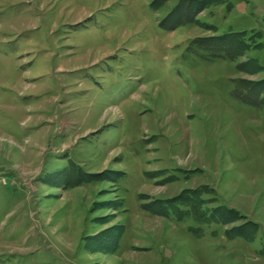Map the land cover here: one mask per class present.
Masks as SVG:
<instances>
[{
  "label": "rangeland",
  "instance_id": "1",
  "mask_svg": "<svg viewBox=\"0 0 264 264\" xmlns=\"http://www.w3.org/2000/svg\"><path fill=\"white\" fill-rule=\"evenodd\" d=\"M0 264H264V0H0Z\"/></svg>",
  "mask_w": 264,
  "mask_h": 264
},
{
  "label": "trees",
  "instance_id": "2",
  "mask_svg": "<svg viewBox=\"0 0 264 264\" xmlns=\"http://www.w3.org/2000/svg\"><path fill=\"white\" fill-rule=\"evenodd\" d=\"M176 7H177V6H175L174 9H175ZM174 9H173V12H174ZM171 13H172V11L170 12V14H171ZM178 25H179L178 22H175V23H174V26H178ZM174 26H168L169 28H168V27H166V28L164 27V29H166V30H168V29H172V28H174ZM223 35H225V34H221L220 36H217V39H215V40L218 41V40H221V39L224 40L225 38H231V37H223ZM232 37H233V36H232ZM208 39H209V38H208ZM237 39H238V38H237V36H236V38L233 39V40H234L236 43H239L238 40L240 41V39H238V40H237ZM221 50H223L225 53L228 54V52L226 51V47H225V49L221 48ZM252 101L255 102V100H252ZM248 102L251 104L250 101H248ZM252 104H254V103H252Z\"/></svg>",
  "mask_w": 264,
  "mask_h": 264
}]
</instances>
